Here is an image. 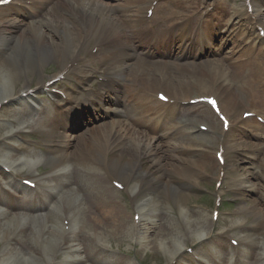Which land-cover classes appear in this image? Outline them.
Masks as SVG:
<instances>
[{
  "label": "bare ground",
  "instance_id": "obj_1",
  "mask_svg": "<svg viewBox=\"0 0 264 264\" xmlns=\"http://www.w3.org/2000/svg\"><path fill=\"white\" fill-rule=\"evenodd\" d=\"M136 2L135 0H123V3L117 8L119 13L123 12L124 16H121L117 15L116 7L105 0H57L51 5L48 12L39 19L38 23L34 20L26 21L24 19V8L5 10L3 6L0 7V46L4 47L8 45L5 57L0 64V103L7 99L8 106L14 108V111H17L21 115L17 127H21L24 124L23 118L26 115L24 111H31V104L35 102L29 94L25 97L22 96V92H27L30 85L27 75L35 76L37 78V88H41L43 86L41 80L43 78L41 73L43 65L47 62L54 61L60 64L61 70H64L66 68L67 58L74 59L76 57L74 52L75 48H79V43H82V46L89 40H93L96 45L101 42H106L108 48L111 42L116 39H121V37L127 39L129 32L125 27L133 32L134 24L132 23L135 21V15L130 14V12L133 11V6ZM58 8L62 10L59 11ZM9 11H12L10 15H15V17L12 16L11 19H6V14ZM234 12H239V10L235 9ZM125 14H128V16L125 17ZM260 15H262L260 10L255 8L251 15H246L249 18V20H245L246 25L252 28L258 22L257 17ZM164 20L166 23H169L171 16L167 15ZM4 31L8 33L7 36H4ZM164 34L165 31H156L153 37L160 38ZM174 39V34L166 36L168 45L173 43ZM144 44H149V42L144 41ZM62 50L68 51L65 57L62 55ZM106 50L99 49V52H105ZM131 51L128 46L121 45L113 47L108 55L103 54V59L109 61L107 64V83L100 85V88H103L99 89L100 92L97 97L87 96L81 104L72 108L67 113L68 115L63 116V122L72 121V118H75L76 122H73L71 125L72 128H76L80 123L87 122V120H79L78 118L86 111L89 112V116L94 120L104 118L105 122L102 125L92 127L88 131L89 133H87L88 136H84L81 133L72 139H70V133L66 132L68 128L67 124H63L57 120H52L48 123L45 122L43 125L46 128L45 136L48 144L45 154L34 160L32 158V160L28 159L23 162V164H26L25 162L28 161L27 165H32L37 160H41L50 166L49 180L44 185L47 189L58 188L59 181L62 180H65L67 183L65 176L71 171L72 167L76 169L74 174L77 175H79L78 171L90 172L89 177L94 180V183L91 184L92 189L88 191L94 189L104 191L107 188L105 185L97 184L94 179L95 174L99 173L101 169H108L107 175L109 177L118 178L123 181L126 185L125 190L129 194H132V203L135 204L136 211L141 215V223L140 225L132 226L127 214L122 215L116 212V206L109 199L102 201V194L89 195L90 198L96 199V202L93 210L88 211L89 214L87 215L90 217L88 222L90 221L92 223V227H94V223L96 224L93 234L104 241L109 236L130 239L132 227L134 228L136 237L140 240L144 229L142 226L143 220L145 218L149 220L154 219L156 217L154 211L160 206L163 207V210L166 209L165 205L169 200H172L176 204L177 210H180L184 217H188L189 210L186 208V203L189 195L188 192H185V189L187 186L189 188L195 187L198 183V176H204V169L208 161V158L205 160L196 159L191 161V165L188 166L186 164L187 161L182 160L180 157L164 156L159 153L162 149L161 146L158 148L153 146L156 138L166 137V133H158L156 130L162 122L159 124L158 122L160 121L156 124H148V121L145 119V114L149 117L155 114L150 106H145L149 101L145 98H139L134 101L129 95L127 87L120 88L122 83L118 80L122 73L126 71V67L131 64L134 65V68L128 72V81L137 88L141 87L143 81L146 86L152 85V83H147L150 81L151 74L143 66H140V63L132 61L134 54ZM191 64L194 63H184L177 67L188 69ZM208 65L211 66L213 69L212 72L217 76L215 81L220 83L217 86L223 84L221 81L227 80L229 75L232 80L243 82L246 86L243 89V94L249 96L251 102L263 108L264 73L250 74V79L245 80L242 72L239 70L244 69V64L234 62L224 67L220 61H214ZM154 70H157V68ZM22 77L25 79L24 82L21 81ZM136 77L137 80L133 82L132 78ZM143 77H146L147 82ZM199 84L201 86L203 85L201 81ZM178 86L179 89L177 90L172 87V84L170 85L168 83V85L165 84L164 88L172 98L176 99L185 95L184 90L183 92L180 91L183 86L181 82L178 83ZM218 91H220L218 94L224 112L235 111L237 106L233 97H231L229 92L224 94L226 88L220 87ZM124 98L127 99V102H132V105L138 109L131 108L129 110L134 113V119L129 116L131 118L129 122H124L121 119L123 117L121 115V109L114 108L110 112H107L102 107L106 103L114 107L120 106V102ZM112 116H116L117 118L112 119ZM107 118L110 119L107 120ZM168 125L164 127L167 132L176 130L175 125ZM140 127H154V129L149 128V131L153 133L150 134L142 131L139 129ZM11 136V140L14 142L15 134L12 133ZM188 141L196 144L195 139L190 138ZM227 143V147L232 146L230 145L229 139H227ZM21 158L16 156V153L4 152L0 157V165L9 166L14 170L16 165L18 167L21 166L19 165ZM231 167H234V163ZM234 169L237 170L238 168L234 167ZM4 176L8 178L5 173ZM56 176H62V178L58 179ZM87 179L90 180L89 178ZM80 191L81 189L78 185L70 186L69 184L63 183L58 193H54V196L58 195L59 199L69 195L76 197L78 200L76 207H71L66 211V218L69 220V229L71 230L68 241L70 240L72 243L69 247L71 249L69 251L70 260L64 264H71L73 261H75L74 264H85L80 258L81 254L76 249L74 250V246H72L74 241H78V236L74 234V226L78 224L79 219L84 213L82 211L83 207L81 206L82 202H80L79 198ZM0 192H2L1 185ZM45 198L47 199V193ZM247 200L252 204L251 207L253 210L251 211V216L258 221L264 222V214L258 208L259 203L251 199ZM0 201H3L1 196ZM55 204L58 206V202ZM55 204L54 201H50L47 207L42 208L45 214L50 213L51 215L50 229H46V232H44L50 238L45 243L44 251L46 252H42V249L40 250V248H43L42 245L38 248L35 247L33 242L32 250L28 251V253L1 248L0 264H43L38 258L39 250L45 254V260L48 262L51 260L52 251H55V249L56 251L60 250V241L65 234V231L59 223V214L52 213V208H56ZM179 205H181V208ZM2 208L0 206V213L5 215V219L0 220V239L1 237L2 239H6L11 233V229L17 223H20L23 216L18 215L12 209L4 211ZM242 212L243 208L239 207L238 213ZM41 214V210L27 214L29 222L28 228L30 231L29 238H32L36 225L44 219V216ZM161 217L163 218L162 225H160L159 232L154 238L155 244L162 248L165 254L167 252L170 256H173L178 246H181V233L175 222L170 219L167 210ZM203 217L205 215L202 214L200 219ZM86 219L87 217H85ZM200 219L197 217L189 220L191 233L196 236L204 234V225ZM236 221H238V224L243 223L239 219ZM5 224L12 225V227L8 229L5 227ZM42 224L44 225V222ZM79 225L81 228L84 227L83 219L79 222ZM88 232H90V229L89 231L86 230L85 234ZM259 235V233L253 232L251 227L244 228L240 233L243 241L248 239L250 242H254V240L262 241L263 250L260 251V254H264V237ZM74 245L77 246L79 244L75 243ZM64 254L68 256V251L64 252ZM262 262H264V259Z\"/></svg>",
  "mask_w": 264,
  "mask_h": 264
},
{
  "label": "rangeland",
  "instance_id": "obj_2",
  "mask_svg": "<svg viewBox=\"0 0 264 264\" xmlns=\"http://www.w3.org/2000/svg\"><path fill=\"white\" fill-rule=\"evenodd\" d=\"M238 1V0H237ZM122 1L121 0H112L110 1V3L112 5H118L120 4ZM228 3H229V0H228ZM218 4H222V1H218ZM263 19V18H262ZM231 38H225L221 41H219V43L217 42L215 44V48H213L214 51L212 52H209L206 54L205 58L201 57L199 59H196V61H202L203 62H206L208 64V62L210 60H215V59H220L226 52H229L231 50H233V45L229 43V40ZM232 40V39H231ZM221 45L222 47V50L219 49V45ZM137 51H135L136 53ZM2 55V54H1ZM0 55V56H1ZM176 59V58H175ZM170 60L168 63L167 61L166 62V65H170L171 62L173 61H176V60ZM53 63V62H52ZM161 65H164V63H160ZM205 65L203 64H200L197 69H193L194 71V74L193 75H196L198 74V72H201L203 75H205V69L208 68V67H205ZM48 68H49V65H45L44 66V70H46L48 72ZM169 68V67H168ZM209 70V69H207ZM181 77V79L183 80L182 82H185L186 81V76H179ZM33 80V84H36V81L35 79H32ZM21 81L23 82L24 79L21 78ZM191 81V80H190ZM192 82H190L189 84H191ZM193 85H190L189 87H185L184 88H192ZM235 91L234 90H231V94L234 95ZM237 95V92H235V97ZM105 110L106 111H109L112 107H110L109 105H105L104 106ZM53 111H46L44 114H43V117L44 119H52L53 118V114H52ZM82 118L80 119H86L87 120V124H81L78 125L76 128H72V129H69L67 131V133L70 131V139H72L74 136H77V135H80L81 133H84L85 135L84 136H88L87 133H89V129H91L92 127H95V126H98V125H101L103 123V121H92L89 120L90 119V116H88V114H84L81 115ZM60 119V117H58ZM58 119V121H59ZM72 121L76 122L75 121V118H72ZM86 123V122H85ZM71 124V122H70ZM73 124V123H72ZM1 133V132H0ZM163 141V140H162ZM160 142L159 140H156L154 142V145L155 148H158L159 145L161 144H164L165 145V141L163 142ZM245 140L243 139V137H237L235 139V142H236V148L241 146V144H243ZM258 144V143H257ZM260 144V143H259ZM167 147L165 146L163 148L162 146V150L159 151V153L163 154L164 156H180L182 157L183 159H187V160H191V159H197L199 157V155H195V154H190V155H185V156H182L181 154L177 153L176 150H169V149H166ZM43 149V147L39 148V149H36L37 152H40L41 150ZM35 154V153H34ZM25 156H31L33 154L30 153V151L28 152H25L24 153ZM203 156H207L206 154H202ZM209 159H208V165H207V168L209 169L211 163L213 161H211L212 159V156L209 155ZM258 156H259V159H256V160H252L251 161V167L246 165L245 163H243V161L239 160V156L238 155H235L233 154V157L231 159L235 160L237 159L238 160V164H240V166H242V170L235 174V177L236 178H241L242 180H244V177H245V174H247V170H249L250 172H255L256 174L259 172V167H260V164L261 162L263 161L264 162V157L262 159V156H264V150L263 151H259L258 152ZM159 157V156H158ZM155 158V157H154ZM157 159V158H155ZM146 163H147V160H146ZM255 164V165H254ZM36 166H43L44 168H47L48 166L46 165H43L42 163H39L37 164ZM257 166H258V170H257ZM230 168H228V173L226 175V178L230 177L229 174H230ZM99 176L101 177V174L98 173ZM233 174V173H232ZM234 175V174H233ZM70 180L68 179V183H73V184H77L80 188H81V201L83 202L84 204V209L85 210H82L84 213L82 214L81 218L79 219L80 221H82L83 219V224H84V227H83V230L86 231L90 229V232L91 231H95L94 228L96 227V224L94 223V227H92V223H90V221L88 222V220L90 219L88 211H92L93 210V207H94V204L96 202V199H92L90 198L89 195H98V194H102L103 196H101V199L102 201L104 200H112L113 203L115 204L116 208V212L124 215V214H128L129 216V220H130V216H131V209H130V203H128V197H127V193H123V194H118V193H114V192H111L109 191L107 188H105L104 191H97V190H91V191H88L89 189H92L91 188V184L94 183V181L92 179H90L88 176H86V174H83V173H80V175H73L71 174L69 176ZM87 178H89L90 180H88ZM207 178V177H206ZM198 180L200 181V183L195 187H191L189 188L187 185L186 189H185V192H189L190 193V201L192 202L191 204H189L190 207H192L193 205V202L195 201H200L201 199H206V198H203V196L206 194V192L203 190L205 187H209L210 188V185H211V182L207 179H202V176H198ZM250 181L252 184H254L255 186V190L253 192L249 191V190H245V191H239V192H235V195H229L228 193L229 192H226L229 196L228 199H231L233 201L232 205L229 207V208H225L226 209V215L227 216H230L232 218L235 217V210L237 208V206L240 204V195L239 193H244V195L248 198H251L252 200H254L255 202H261L259 201V198L261 196H264V191H263V187H264V172H263V175L261 178H250ZM97 182H100V180H97ZM257 191V192H256ZM122 199V201H120V199ZM60 206L59 208L61 207V209H63L64 207L68 206V205H72V206H76V203H77V199L72 197V196H65L62 201L60 202ZM172 202L169 201V205L171 204ZM15 208L18 209L19 211V208H20V203L19 204H15ZM259 209H261V211L263 212L264 214V204H259ZM172 208H173V204H172ZM163 209L162 208H159L158 209V212H162ZM246 211H250L249 209H247ZM245 211V212H246ZM54 214V210L52 212ZM57 213V211H56ZM96 213H98V211H96ZM192 213V212H191ZM261 214V213H260ZM226 215H224V217H226ZM91 216V214H90ZM169 216H171V213L169 214ZM85 217H87V219L85 220ZM245 219L250 221V219L252 218L251 216H248V215H244ZM1 219V218H0ZM51 219V215H47L46 216V219H42L37 225L36 227L34 228V233H33V236L32 238H29V235H30V231H29V222L25 225V228H23V231L24 233H21V229H20V232L18 233V236L21 238L20 241H17L16 243H13L11 242V244H6V247L11 250V249H14L15 251H19L21 253H28V251H31L33 247L32 246V242L35 244V247H40L39 245L41 244L43 246L42 251L45 250V243L50 239L48 234H44L43 232L46 230L47 227H44V225L42 224L44 222V220L48 221ZM154 220L155 222L157 221L156 224H153L154 223ZM152 220L151 222L147 221L148 224H144L145 228H146V231H145V238L143 241H141L142 245L138 246L137 248V253L136 255L142 260V263L143 264H154V263H157L160 259L164 258L163 257V250L162 248H160L159 246H157L155 244V236L157 235V233L159 232V226L162 225V221L157 218V219H154ZM163 220V218H162ZM225 220V218H224ZM161 221V222H160ZM258 221V220H257ZM255 222L253 224V230L256 232H260L258 230V226L261 224L262 226H264V222L263 221H259V222ZM248 226L249 224H252V223H246ZM12 225H8V224H5V227L10 229ZM98 229V228H97ZM83 232V231H82ZM261 234H264V232H260ZM84 234V232H83ZM42 235H44L42 237ZM89 235V233H88ZM23 237V239H22ZM78 243H81L79 246L82 248V256L84 257L83 258V261H85V263H98V264H132L129 259L127 257H124L122 255H113V254H110V255H97L98 252L95 250V248L91 245V243L89 242V236H81L80 238H78ZM83 240V241H82ZM106 240L108 241V243L114 247V248H118L121 252V251H124L127 249V245H128V242H129V239L128 238H123L121 239V237L117 238V237H107ZM254 243V242H253ZM249 244L248 241L245 242V247H247V245ZM156 245V246H155ZM2 248V241H0V249ZM39 256V254H38ZM82 263V262H81Z\"/></svg>",
  "mask_w": 264,
  "mask_h": 264
}]
</instances>
